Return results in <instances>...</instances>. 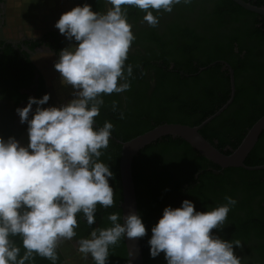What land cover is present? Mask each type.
Wrapping results in <instances>:
<instances>
[{
	"label": "trees",
	"instance_id": "trees-1",
	"mask_svg": "<svg viewBox=\"0 0 264 264\" xmlns=\"http://www.w3.org/2000/svg\"><path fill=\"white\" fill-rule=\"evenodd\" d=\"M243 1L257 7L263 3L262 0ZM94 3L92 10L99 12L102 0ZM84 4H89V0H83L82 6ZM127 8L128 22L136 26L145 12L133 6ZM153 14L158 18L169 16L172 20L165 25L162 36L157 33V26L136 34L134 42L143 46L145 53L141 50L137 55L129 53L125 63V74L127 65L131 64L133 68V75L129 77L130 88L124 92L127 105L124 106L116 96L106 95L100 114L95 118L96 127H102L105 121L114 125L109 145L102 149L99 158L113 173L109 183L114 190L112 206L104 208L97 205L95 222L98 220L103 227L111 226L107 220L111 213H118L122 223L121 143L159 125L194 127L213 115L231 94L229 72L222 71L224 65L219 61L227 62L234 70L236 95L222 115L202 128L201 135L221 152L231 154L249 129L264 116V106L256 107L258 89L253 91L254 85L244 86L239 81L240 74L247 72L250 76H260L263 69L256 64L252 67L255 62L253 54L264 49V27H257L254 20L259 15L243 9L232 0H192L191 4H176L171 13L153 10ZM191 17H196L197 26L204 30V34L196 35L194 30L197 29L192 30L182 24ZM251 19L253 23L250 26L246 24L240 38L224 37L219 32L224 24ZM220 35L224 37L223 41ZM165 36L169 40H165ZM8 53L3 56L12 55ZM13 57L16 71H20L24 67L18 62L20 56L15 54ZM23 62L30 65L27 59ZM213 63L215 65L200 73V68ZM148 70L155 73L152 90L146 75ZM206 77L209 81L203 80ZM263 138L264 132L247 158V166L264 165V155L259 149ZM133 176L139 215L147 230L141 238L144 264H167L164 253L151 257L148 244L151 228L162 217L166 207L178 208L187 199L195 204L196 211L207 212L226 203V196L237 203L231 207L222 228L213 229V234L226 241L240 242V246H234V252L241 259V264H264V170L222 169L182 139L166 137L139 153L133 162ZM254 205H257L256 209ZM77 220L82 234L89 235L95 224L89 226L82 213L77 214ZM14 240L21 246L22 254L20 238ZM109 256L108 264H128L123 238L116 246L110 247ZM31 264L51 263L36 256Z\"/></svg>",
	"mask_w": 264,
	"mask_h": 264
},
{
	"label": "clouds",
	"instance_id": "clouds-1",
	"mask_svg": "<svg viewBox=\"0 0 264 264\" xmlns=\"http://www.w3.org/2000/svg\"><path fill=\"white\" fill-rule=\"evenodd\" d=\"M104 3L105 12L84 4L63 13L55 24L67 40L75 42L60 51L54 65L61 83L74 89L75 98L60 107L45 108L49 94L42 99L29 97L27 106L16 110L20 122L28 125L27 146L14 137L7 141L0 137V264H31L36 256L56 264L59 242L76 236L77 214L82 213L92 226L97 205L114 204L109 183L113 173L99 160L114 125L105 121L95 127V118L104 96L130 88L133 68L127 65L125 74V63L135 36L125 6L145 12L143 20L156 27L159 19L153 10L171 13L176 4L192 0ZM225 201L207 212L196 211L187 199L178 208L166 207L151 228V257L164 253L167 264H241L234 252L240 242L223 240L212 232L222 228L237 203L230 196ZM107 220L111 226L93 228L89 238L77 241L78 251L85 258L91 256L94 264H108L110 247L122 238L134 241L147 234L135 211L124 216L123 223L118 213L109 214ZM16 237L21 240L22 254Z\"/></svg>",
	"mask_w": 264,
	"mask_h": 264
},
{
	"label": "flooded vegetation",
	"instance_id": "flooded-vegetation-1",
	"mask_svg": "<svg viewBox=\"0 0 264 264\" xmlns=\"http://www.w3.org/2000/svg\"><path fill=\"white\" fill-rule=\"evenodd\" d=\"M11 1L12 0L0 1V137H2L5 141H7L10 137H14L21 145L27 146L29 143L27 131L28 125L20 122L21 118L16 111L17 108L26 107L29 102V97L42 99L45 94L50 95L49 102L43 105L45 108L50 106L60 107L75 98L74 89L71 86H65L61 83V75L54 67L55 63L59 59L60 51L70 47L75 42L67 40V38L62 35L57 28H55V24L63 13L72 10L76 6H82L83 0H51V2L48 1L50 7H31V5L35 6V3L40 0H23L20 7L22 11L24 30L22 34H20L21 36L19 38H13L9 34V16L14 14L13 11H15L14 9L11 10V7H9ZM94 2H96V0H89V5H91V7H95ZM253 2L255 3L256 1ZM262 2L263 3L259 8L264 9V0H262ZM100 7L101 12H105L107 10V5L104 3V0H102V5L100 4ZM257 15L259 16L254 19L255 24L259 28L264 27V15ZM158 19L159 24L157 25L156 30L157 33L162 36L165 25L171 22L172 18L166 16V18L161 17ZM29 22L30 24H28ZM129 23L132 25L134 36H136L138 32L146 30L150 27L143 19L138 21L136 26L131 21H129ZM242 23H245L243 27ZM251 23H253L252 19L244 22L227 23L220 28L219 32L224 37L235 36L240 38L244 34L243 29L246 24L250 26ZM182 24L184 26L187 25L192 30L197 29L194 30L196 35L204 32L200 26H197L196 17H191L190 20L183 21ZM224 37L221 38V35L219 36L222 41L224 40ZM165 40H169V37L165 36ZM147 46L149 45L147 44ZM8 50H14L15 52L12 51L8 53ZM138 50L145 53L143 46L135 44L133 41L129 53L137 55ZM156 52H159V50H156ZM4 53L12 55H9L10 57H5L3 56ZM15 54L20 56L18 62L22 66L24 65L20 71H16L15 61L12 60V57ZM253 57L255 62L252 63V67L254 66L253 64L258 65V67H263L260 72V76H253V74L250 76L247 72H245L240 74L239 81L244 86L254 85L253 91L258 89L256 91V96L258 97L256 100V107L260 105L263 107L264 49L254 53ZM25 59L29 61L30 65L23 62ZM218 63L224 65L222 71L229 72V69L226 66V64H228L227 62L219 61ZM173 66L174 65H172V67ZM154 74L155 73L152 70L146 71V75L150 80L151 90L154 88V80L152 79ZM203 80L209 81L207 77ZM108 96L111 98L116 96L121 102H123L124 106L127 105L125 102L124 92L119 94L112 93ZM35 107L36 106L34 105L33 111H35ZM31 118L32 116L30 114L29 119ZM117 143H119V141H117ZM259 149L261 154L264 155V138L260 143ZM255 203H257V201H255ZM253 207L256 209L257 205H254ZM97 227H103L102 223L98 220H96L94 225V228ZM75 231L76 236L71 240H61L59 242L57 248L58 259L56 264H65L67 259V250L78 253L77 241L81 238L90 237V234L87 236L83 235L79 230V226ZM45 260L49 261L48 259ZM82 260L85 264H94L91 256L85 258L83 253ZM49 263H51V261H49Z\"/></svg>",
	"mask_w": 264,
	"mask_h": 264
},
{
	"label": "water",
	"instance_id": "water-1",
	"mask_svg": "<svg viewBox=\"0 0 264 264\" xmlns=\"http://www.w3.org/2000/svg\"><path fill=\"white\" fill-rule=\"evenodd\" d=\"M243 9L264 15V9L259 8L251 3L243 0H232ZM215 64L209 65V67L201 68L200 72L212 67ZM229 69L230 83H231V94L229 100L219 108L213 115L209 116L198 126H187L181 124H163L155 127L154 129L142 134L132 140L121 143L122 153L120 160V180L122 186V223L123 217L126 216L130 211H135L139 214L138 201L136 195V186L133 176V162L139 153L157 141L166 138H179L187 142L194 150L200 155L215 163L222 169L228 168H242L249 171L264 170L263 166L249 167L245 164L247 158L257 145L260 136L264 132V116L260 118L253 126L249 129L246 136L242 140L241 144L231 154H225L218 150L214 145L207 141L200 133L202 128L211 123L217 117L222 115L234 102L236 95L235 88V77L234 70L230 65L226 64ZM126 251L129 260H132V264H144V255L141 238L136 240H128L124 238ZM130 250L133 252V256H130Z\"/></svg>",
	"mask_w": 264,
	"mask_h": 264
},
{
	"label": "rangeland",
	"instance_id": "rangeland-1",
	"mask_svg": "<svg viewBox=\"0 0 264 264\" xmlns=\"http://www.w3.org/2000/svg\"><path fill=\"white\" fill-rule=\"evenodd\" d=\"M22 1V2H21ZM23 3V0L20 1H16V0H12L11 4L9 5V7H11L10 9H14L15 11L14 14H11L9 16V26H10V30H9V34L13 37V38H19L24 30V26H23V18H22V11H21V7L20 4ZM16 7V8H13ZM27 24V23H25ZM30 24V22L28 23ZM65 264H85L82 260V253L78 252H74V251H68L67 250V259Z\"/></svg>",
	"mask_w": 264,
	"mask_h": 264
},
{
	"label": "crops",
	"instance_id": "crops-1",
	"mask_svg": "<svg viewBox=\"0 0 264 264\" xmlns=\"http://www.w3.org/2000/svg\"><path fill=\"white\" fill-rule=\"evenodd\" d=\"M48 1L51 2V0H40L38 2L35 3L34 5H31V7H50V5L48 4Z\"/></svg>",
	"mask_w": 264,
	"mask_h": 264
}]
</instances>
